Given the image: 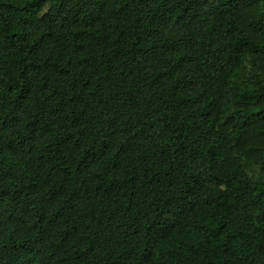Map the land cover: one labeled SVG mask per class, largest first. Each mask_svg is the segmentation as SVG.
<instances>
[{
    "label": "trees",
    "instance_id": "obj_1",
    "mask_svg": "<svg viewBox=\"0 0 264 264\" xmlns=\"http://www.w3.org/2000/svg\"><path fill=\"white\" fill-rule=\"evenodd\" d=\"M0 264H264V0H0Z\"/></svg>",
    "mask_w": 264,
    "mask_h": 264
}]
</instances>
